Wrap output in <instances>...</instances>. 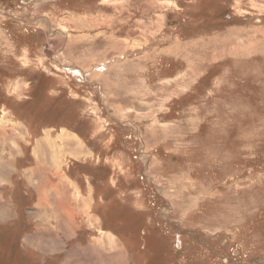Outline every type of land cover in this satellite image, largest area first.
<instances>
[{"label": "rangeland", "instance_id": "rangeland-1", "mask_svg": "<svg viewBox=\"0 0 264 264\" xmlns=\"http://www.w3.org/2000/svg\"><path fill=\"white\" fill-rule=\"evenodd\" d=\"M0 264H264V0H0Z\"/></svg>", "mask_w": 264, "mask_h": 264}, {"label": "crops", "instance_id": "crops-1", "mask_svg": "<svg viewBox=\"0 0 264 264\" xmlns=\"http://www.w3.org/2000/svg\"><path fill=\"white\" fill-rule=\"evenodd\" d=\"M66 189L62 191L60 189H56L55 187L49 186V195L52 192V190L55 191L54 194L56 193V196H49V200L51 198H53L54 199L53 202L55 204H58L59 207L62 204L63 205L67 204L68 208L71 209L68 213V215H69L68 218L71 219L72 218L71 216L73 215V211H72L73 207H74V209H77V211L74 212V214H76L74 217H76V216H78V214H80L86 208H88L91 200H90V197L87 196V192L85 193V196H81L79 198L80 194L77 192V190L73 186L66 188ZM78 201H79V203H78ZM73 203L74 204L78 203V207L77 206L72 207ZM45 204H47V202ZM70 222L75 225V222L73 223L72 220H70ZM94 243L96 245L95 246L96 251L99 252L101 255L110 253L111 256L115 255L116 257H119L117 250L120 248L117 246L116 237H114V235H112L111 233L109 235H106L105 237L103 236L99 240L95 239Z\"/></svg>", "mask_w": 264, "mask_h": 264}, {"label": "trees", "instance_id": "trees-1", "mask_svg": "<svg viewBox=\"0 0 264 264\" xmlns=\"http://www.w3.org/2000/svg\"><path fill=\"white\" fill-rule=\"evenodd\" d=\"M111 232H113V233H114V231H111Z\"/></svg>", "mask_w": 264, "mask_h": 264}]
</instances>
